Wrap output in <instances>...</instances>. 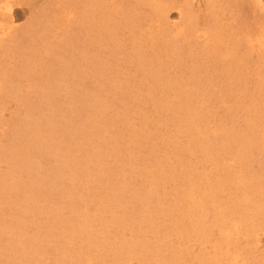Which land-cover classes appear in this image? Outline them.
<instances>
[{
  "label": "bare ground",
  "instance_id": "bare-ground-1",
  "mask_svg": "<svg viewBox=\"0 0 264 264\" xmlns=\"http://www.w3.org/2000/svg\"><path fill=\"white\" fill-rule=\"evenodd\" d=\"M53 1L27 29L58 55L17 65L23 80L9 82L16 63L6 64L4 45L0 51V133L10 138L0 147V264H180L188 251L174 247L173 233L176 246L190 234L218 254L234 235L239 244L261 243L264 103L244 109L238 129L210 124L201 105L225 90L217 72L227 86L243 78L246 42L264 63V28L253 31L263 38L248 36L225 16L234 6L225 0H207L214 24L199 23L178 0ZM14 5L22 2L0 0V41L11 39ZM197 42L204 46L196 52ZM74 67L85 73L77 85V74L67 76ZM82 82L96 92L83 94ZM42 96L50 108L39 122L30 113ZM11 101L27 110L3 121ZM194 118L205 123L188 127ZM178 119L186 121L179 133ZM218 146H235L247 161L255 155V173L241 168L209 182L202 168L225 155ZM207 210L209 221L198 212ZM197 259L206 264L204 254Z\"/></svg>",
  "mask_w": 264,
  "mask_h": 264
},
{
  "label": "rangeland",
  "instance_id": "rangeland-1",
  "mask_svg": "<svg viewBox=\"0 0 264 264\" xmlns=\"http://www.w3.org/2000/svg\"><path fill=\"white\" fill-rule=\"evenodd\" d=\"M22 2V7L19 5H14V15H13V22L12 25L15 27L12 31V34L9 36L11 39H8L6 42L5 40L0 41V51L2 50V45H4L5 50V62L6 64H14L8 68L12 69V72H9L7 68L5 70L8 71V75L15 72L12 77H9V82L11 80L16 82H21L23 79L20 76L19 72V66L22 63H30L34 60L40 59L42 62H44V56L48 53V59H51L53 56L58 55V53L54 52L51 47L53 46L50 42L46 43L43 46H40L39 39L34 35L32 32H29L27 29V21L29 18H32L35 22H39L43 16H42V8L43 6H46L48 3L54 2L53 0H19ZM32 1V2H31ZM224 1V0H223ZM180 4L184 5L185 11L188 13H193L196 15V19L199 23H202L203 21H206L208 24H214L210 21V9L208 8L207 0H178ZM55 3V2H54ZM224 3H233V7H225L226 10H224V14L226 17H233L235 18L234 24L241 28L244 27V31L248 33V36L251 35V38L255 39L257 37L263 38V30L258 33H253L255 30H259L260 28H264V0H225ZM30 5V6H29ZM30 7V10H27L26 7ZM175 10H171L170 14H172L173 21L177 20L176 14H174ZM45 13V12H44ZM254 20V21H253ZM1 22L6 26L9 25V20L5 17V21L1 20ZM167 27L170 29H174V26L168 25ZM249 28V29H248ZM249 30V31H248ZM28 35H31L29 38ZM253 42H256L253 40ZM246 46L250 48L249 55L245 58L246 63V73L243 76V78L238 82V75L233 77V80H235V83H230L227 86V83L224 82L222 73L217 72V76L215 74L216 78V87H225V90L223 93H218L217 96L214 97H208V100L204 105H201L204 114L203 116L208 114L209 118L207 120L210 124H214V122H220L223 126L230 129L229 126H232V129H238L241 125V114L244 109L251 110V106H256L257 102L260 103V108L263 106L264 103V82L261 81L260 77L264 75V63L262 61L261 57V50L260 48L257 49V46L255 45L253 49H251V46L248 42L245 43ZM15 46L13 49H15L14 53H9L10 46ZM204 46L203 42H197L195 45L196 52ZM43 47V48H42ZM80 46L78 45L77 48ZM247 47V50H248ZM195 54L193 55H196ZM241 53V52H240ZM101 54L106 55L105 50L101 51ZM223 55V52H221ZM242 54V53H241ZM108 59H111L109 57ZM27 67L28 65L25 64ZM31 66L30 68H32ZM59 67L55 66L54 71L57 73ZM83 70L81 67H74L71 71V73H68V79L72 78L71 75H76L73 77L72 81L76 83V77L83 76L85 73H83ZM240 71V67H239ZM223 79V80H222ZM237 79V80H236ZM12 82V81H11ZM237 82V83H236ZM260 83V84H259ZM1 85V84H0ZM63 87V86H61ZM84 88V91H82L83 94H94L96 91L92 90L89 85H86L84 82L79 86ZM72 89V87L70 88ZM69 92V91H68ZM67 92V93H68ZM66 93V94H67ZM65 94V93H63ZM65 94V96H66ZM40 95V94H39ZM82 94H75L74 95V101H77L81 98ZM2 97V96H1ZM39 97V96H38ZM37 97V98H38ZM2 99L5 101V99L2 97ZM45 97L42 96L39 102L36 103V108L33 109L30 113V117L36 119L39 122H42L43 117L47 113V109L50 108V103L46 102ZM52 99V97L50 98ZM48 100V99H46ZM59 102L61 103V99L58 98ZM53 103V100H50ZM24 106H20L16 104L15 102L11 101L8 102V109L7 111L4 110V119L3 121L8 120L7 116L13 112H25L27 110L26 104H23ZM262 105V106H261ZM37 113L39 115H37ZM173 123H177V133H179V126L185 125L186 121H183L181 119L178 120H172ZM188 127L190 126H199L205 123V121H201L198 118H194L193 122H187ZM1 126V124H0ZM44 128H40V130H43ZM194 130V129H193ZM192 130V133H193ZM10 138L5 137L0 133V147L2 144L6 141H9ZM13 140V139H11ZM231 149L228 150L227 153H225L222 148L218 146V151H220L222 154H225L222 158L219 160H216L214 163L215 168L213 167V163L204 165L202 168V171L207 174L210 179L209 182H214L217 177H225L227 175V171L229 176H231L230 172L237 171L241 168H245V172L247 173H255L254 171L258 168L259 162L256 159V156L253 155V158L247 161L249 157L243 158L242 155L239 152V149H236L235 146H228ZM160 161H164V158L162 157L161 152L155 151V153ZM82 156L85 154V150H81L79 152ZM153 154V155H154ZM245 156V155H243ZM186 160H188L185 157ZM52 162V160H50ZM49 160H47V163H49ZM181 162H184L181 160ZM177 165V164H175ZM44 166V165H43ZM45 169L44 167H42ZM4 165L0 164V172H4ZM62 173V172H61ZM27 172L22 174L23 178L27 177ZM64 174V173H63ZM69 178V175H66ZM73 176V175H72ZM69 184H72V182L69 180ZM87 184V183H85ZM173 182H170L168 184L169 188L172 189ZM240 188V187H239ZM236 199V198H235ZM264 199V197H263ZM227 199H222L221 202H226ZM129 202L128 205L132 206ZM80 205V204H79ZM81 206V205H80ZM91 206H87V209H91ZM199 213H206L205 217L207 220H211L212 213L211 211H198ZM169 222H172L175 220V217L173 215H169ZM263 223V230H264V219H261ZM183 221V220H182ZM171 237L174 239H171L174 243V247H181L188 251L187 254H183L181 252L182 260L180 264H189V261H192L194 264H197L200 260L197 259V257L205 255L207 258L206 264H264L263 257L262 260H255L253 258L254 254H260L264 251V236L261 234L260 238L262 239L261 243H258L255 247L248 246L246 243L241 242L238 243L240 235L233 236V243H230L228 247L226 248V251L223 252V254H218L217 252L214 253V251L210 248L209 244H201L195 243L192 241V236L189 234L188 239L185 237L184 243H180L176 246L177 243V235L175 233L171 234ZM213 238H219L217 234L213 236ZM227 253V255H225ZM234 253H237L239 255V260L233 261L232 256ZM262 256V255H261ZM260 257V256H259ZM258 257V258H259ZM1 262V261H0ZM204 264L203 262H200V264Z\"/></svg>",
  "mask_w": 264,
  "mask_h": 264
}]
</instances>
